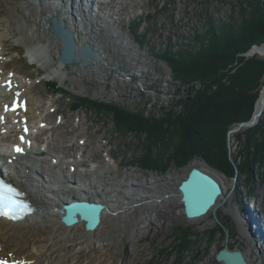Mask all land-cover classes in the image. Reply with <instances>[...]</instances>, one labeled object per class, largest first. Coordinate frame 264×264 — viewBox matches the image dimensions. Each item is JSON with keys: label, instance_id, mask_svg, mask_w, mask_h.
<instances>
[{"label": "rangeland", "instance_id": "rangeland-1", "mask_svg": "<svg viewBox=\"0 0 264 264\" xmlns=\"http://www.w3.org/2000/svg\"><path fill=\"white\" fill-rule=\"evenodd\" d=\"M105 1L108 5L115 6L114 11L108 15L111 23L107 21L108 16L101 13L97 15L98 18L96 16L90 19L98 30V35L92 41L99 52L96 62L100 63L87 67L85 71V67L80 71H73L71 64L65 65L59 75L55 74V68L59 69L58 63L52 62L46 50L40 55L36 49L37 52L31 56L26 47V38L21 36L18 27L12 22L11 30L9 29L5 21L6 9L0 4V35H4L0 78L8 79V82L17 78V81L21 82L19 89H27L32 100L43 108L46 114H54L52 120H46L43 124L35 126L36 129L28 130L30 134L33 133L30 136L31 147L25 152L28 156L23 162L28 159L30 167L23 168L14 161L6 160L13 166L14 171L17 166L39 187L42 184L52 185L55 189L65 187L74 191L77 186L86 184L89 186V190L84 186L86 193L95 196V191L103 192L115 205L116 202L125 201L124 195L140 199L147 196L150 190L155 195L165 187L173 191L171 203L166 202L161 208L166 212L163 218L155 217L154 211L140 213L137 210L132 218L127 217L125 222H120L118 231L113 233L112 237L69 251L64 258L66 262L59 264H89V261L93 263L92 258L98 257L101 248L106 249L104 257L109 259V263L114 260L115 264H220L216 255L225 245L230 250L243 251L250 264H264V243L261 244L258 239L260 248H255L252 238L249 237V226L244 224V214L242 216L243 212L239 210L240 206L256 217L251 211L254 209L264 218V166H258L257 163L252 171L251 182L247 180V175L241 174L238 169L230 176L213 169L198 158L182 167L170 164L164 172L144 169L139 164L144 153L137 136L116 132L112 115L104 110L76 109L72 107L75 102L69 100L74 97L88 98L127 112L144 111L146 115H161L167 112L184 94L181 91L177 95V83L173 79L172 69L157 55L167 49L174 51L190 43L194 46L196 34L205 31L209 18L215 23L228 22L230 16L239 20V0ZM80 21L79 19L78 23ZM86 23L89 27L93 25L88 21ZM79 27L84 30L86 28L84 24ZM134 35L143 36L137 40ZM50 73H53L52 77H49ZM60 78L65 79L64 82ZM52 83L60 90L66 91V97L69 99L62 97V93L52 94L48 90ZM263 89L264 85L259 96ZM97 111L104 112L99 116ZM41 128L49 130L40 134V140H34V135H37ZM249 128H243L239 132H245ZM18 131L20 128L14 135L10 133L11 136H8L11 142L15 143L19 139ZM57 135L60 138L56 140ZM19 140L23 142L22 139ZM0 144L2 152L12 151L8 141ZM48 144L56 148L49 154L46 152ZM232 152L230 143V160ZM214 154L217 156L216 151ZM37 156L40 159L47 158V162L37 164L33 160V157ZM56 160L66 164H56ZM83 161L85 164H80ZM0 162H4V159H0ZM68 164L71 165L70 169ZM32 167L37 170V175L32 172ZM206 167L224 178L220 180L223 197L219 199L214 211L202 218L189 220L184 213L180 197L174 192L177 193L181 180L192 168L206 170ZM62 176H67L68 179H63V184L60 182ZM74 180L77 183H74ZM174 198L180 205L170 213ZM218 224L225 228L226 233L230 230V235L218 231L210 237V231L216 230ZM258 224L257 233L260 228L264 229L261 222ZM178 228H191L192 231L203 234L191 248L192 251L180 255L173 249L177 245L174 234ZM75 256V262L67 263Z\"/></svg>", "mask_w": 264, "mask_h": 264}, {"label": "trees", "instance_id": "trees-1", "mask_svg": "<svg viewBox=\"0 0 264 264\" xmlns=\"http://www.w3.org/2000/svg\"><path fill=\"white\" fill-rule=\"evenodd\" d=\"M239 5V20L230 16L228 22L215 23L209 18L205 31L196 34L194 46L190 43L157 55L171 67L177 95L181 91L184 94L161 115L127 112L88 98L69 99L68 93L55 83L48 90L64 94L61 95L66 100L75 102L73 108H100L112 115L116 132L133 134L142 144L144 154L139 164L144 169L164 172L170 164L182 167L198 158L230 176L238 169L251 182L257 163L264 166V114L258 125L231 136L232 160L227 135L252 117L264 85V57L242 55L264 43V0H239ZM140 37L137 35L136 39ZM104 111L97 114L101 116ZM192 230H176L175 253L192 251L203 236ZM218 231L231 233L218 224L216 230L210 231V237Z\"/></svg>", "mask_w": 264, "mask_h": 264}, {"label": "bare ground", "instance_id": "bare-ground-1", "mask_svg": "<svg viewBox=\"0 0 264 264\" xmlns=\"http://www.w3.org/2000/svg\"><path fill=\"white\" fill-rule=\"evenodd\" d=\"M85 1L86 2H84L83 6L87 8L86 10L83 9V6L77 4V1L75 0H0V4L6 9L5 21L9 25V29L11 28L10 26L12 22L18 27L21 36L26 38V47L28 51L31 52V56H34L33 53L35 51L37 52L36 49H38L37 53L40 55L46 50L47 55L52 59V62L58 63L59 69L55 68V74L59 75L61 74V68H64L65 65L61 64L59 61V56L62 50L60 39L56 38L50 30L49 20L52 17H56L59 22L63 23L73 32L77 44V53L85 43H88L99 55L96 48L97 46L92 41L93 38L98 35V30L96 25L90 20L93 19V11L91 8H95L93 5H98L99 3L96 0ZM90 6L91 8H89ZM77 9L78 11H76ZM98 17L99 16H97V18ZM79 19L81 21L78 23ZM87 21L94 26L92 25V27H89L86 23ZM108 21L111 23L110 19ZM82 24L86 26L85 30L80 29L79 26ZM3 36L4 35H0V57L3 55ZM98 55L97 59L93 60L89 66H96L97 63H100V61L96 62L99 59ZM84 59L85 57L83 60ZM87 67H85V69L83 68V70H87ZM71 69L73 71H80L82 70V66L80 64H71ZM50 74L49 77H52L53 73ZM7 80L8 79L3 80V78H0V136H3L0 138V142L8 141L12 151L6 153L7 150H5L3 153L0 149V154L3 153L2 158H4V162H0V171L6 179L21 188L25 197L31 202L34 212L20 221H10L0 217V261L8 260L9 262L12 261L16 264L20 261H23L24 264H59L66 262L64 258L69 251L76 250L82 246L85 247L87 244L91 246V244L98 242L100 239L105 240L109 236L112 237V234L118 231L120 222H125V220L128 219L127 217L132 218L137 210H139L140 213L154 211L156 212L155 217L163 218L166 212L162 211L161 208H163L168 202L171 203V200H173L170 199L171 194L173 193L170 188L165 187L157 192L156 195L150 190L147 196H142L140 199L124 195L125 201L116 202L115 205V202L108 199L103 192L95 191V196H97V194L100 195L98 198L86 193V187L89 190V186L86 184V187H84L85 185L82 187L75 186V189L77 190L75 192L67 190L65 187L55 189L52 185L48 186L42 184L41 187H38L33 183L32 178L22 173L17 166H15L14 171L13 166H11L10 162L6 160H10L11 162L14 161L20 166H23V168L30 167L31 165L28 159L26 162H23L28 156L25 152L31 147L30 136H32L33 133L30 134L28 130H34L36 129L35 126L43 124L46 120H52L54 114H46L43 108L32 100L29 95L30 92L27 89H19L18 85L21 86V82L17 81V78L9 82ZM60 80L64 82L65 79L60 78ZM262 97L264 98V92ZM6 105L8 106V110L4 111ZM12 105H16L14 111L11 108ZM260 108L261 106L258 104L257 110H260ZM18 128H20V131L17 132L18 137L19 139L23 137V142L17 139V141L13 143L8 136H11L10 133H13L14 135ZM25 129H27V131H25ZM48 130L46 128H41L40 131L37 132V135H34V140H40V134L42 135ZM59 138L60 136L57 135L56 140ZM17 148L21 149V151H17ZM46 149V152L49 154L51 150H55L56 148L48 144ZM39 151L40 150H38V152ZM33 160L36 161L37 164L40 162H47V158L40 159L38 156L33 157ZM56 164L65 165L66 163L59 161V163L57 162ZM70 164H68L69 169L71 166ZM80 164H85V162L83 161ZM205 171L212 173L219 180H224L222 176L207 167ZM32 172L36 174L37 170L35 171L32 167ZM32 172L31 174H33ZM63 179L68 180L67 176H62L60 181L62 184L64 182L62 181ZM75 180L74 183H77ZM67 182L65 183L68 184ZM53 184H57V182H53ZM180 185L181 184H179V186ZM223 193L224 191L222 192L221 198L223 197ZM174 194L181 199L179 189L177 193L174 192ZM166 195L168 196L166 197ZM71 199L92 200L104 204L105 209L101 214L100 225L95 230L87 231L84 222H78L71 227L62 224V205H64L65 202H70ZM144 201H146V203H143ZM179 205L178 200L174 198V206H172L170 213ZM181 205L184 208L183 202ZM249 208L250 207H248V209ZM239 210L241 213L243 212L242 216L243 214L246 216L248 223L247 221L243 222L245 225L249 224L251 228V230H249V237L252 238L255 248H258V239L261 244H263L264 241V229L262 230L260 228L257 233L256 225L259 226L258 223L261 222L263 226L264 218L254 209H251V211L255 213L256 217H254L253 214L247 213V211L243 210L240 206ZM125 217L126 219H124ZM105 250V248H101V253H99L98 257L92 258L94 259V262L91 263V261H89V264H115L114 260L109 263V259L107 260V258L104 257ZM244 255L246 258L245 253ZM75 260L76 256L72 257L67 263L75 262ZM246 260L248 261L247 258ZM219 263L224 264L222 262Z\"/></svg>", "mask_w": 264, "mask_h": 264}, {"label": "water", "instance_id": "water-1", "mask_svg": "<svg viewBox=\"0 0 264 264\" xmlns=\"http://www.w3.org/2000/svg\"><path fill=\"white\" fill-rule=\"evenodd\" d=\"M51 33L60 39L62 50L59 56L61 64H80L87 67L91 62L97 59V51L93 50L88 43H85L77 53V44L73 32L64 24H61L56 17L49 20ZM246 56H264V43L254 45ZM85 59L83 60V58ZM117 65V63H116ZM256 103L254 113L250 120L241 122L231 129L227 135L228 149L230 150L231 135L237 133L243 128L254 126L260 121L264 112V98L262 94ZM260 104V110L257 105ZM181 200L184 205V213L189 220H195L206 216L210 211L216 209L217 203L222 196L223 186L220 180L212 173L201 168H192L186 180L179 186ZM105 209L104 204L92 200L74 199L63 206V215L61 222L71 227L78 222L85 223L87 231H93L100 225L101 214ZM216 260L224 264H250L240 249L230 250L224 246L216 255Z\"/></svg>", "mask_w": 264, "mask_h": 264}, {"label": "snow or ice", "instance_id": "snow-or-ice-1", "mask_svg": "<svg viewBox=\"0 0 264 264\" xmlns=\"http://www.w3.org/2000/svg\"><path fill=\"white\" fill-rule=\"evenodd\" d=\"M7 110V107L6 109ZM15 107L13 108V111ZM27 131V129H25ZM23 140V137H21ZM17 151L21 149L17 148ZM23 195L14 185L0 180V215L8 216L9 218H22V213L30 209L28 203L20 197ZM0 264H6V261H0ZM17 264H24L23 261Z\"/></svg>", "mask_w": 264, "mask_h": 264}]
</instances>
